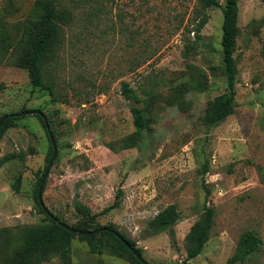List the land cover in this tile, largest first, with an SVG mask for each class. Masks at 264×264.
I'll use <instances>...</instances> for the list:
<instances>
[{"label":"rangeland","instance_id":"374dc122","mask_svg":"<svg viewBox=\"0 0 264 264\" xmlns=\"http://www.w3.org/2000/svg\"><path fill=\"white\" fill-rule=\"evenodd\" d=\"M33 1L0 0V33L14 35L15 23L28 16ZM196 3L106 0L100 12L79 5L52 72L53 92L33 86L0 41V116L22 108L45 114L56 154L41 195L58 220L72 225L92 216L94 225L111 223L132 239L149 264H183L189 229L210 205L215 217L209 240L190 263L264 264V2L238 0L235 104L213 126L203 124L202 115L207 102L226 90L223 18L219 6L208 8L196 40L188 31ZM123 81L143 102L124 98ZM132 104L148 105L149 130L135 132ZM34 114L20 115L0 138V157L24 154L0 166V264L13 249L5 236L7 241L21 227L45 222L35 190L50 140ZM115 199L118 205L104 210ZM171 203L180 213L173 235L171 229L150 234L148 220ZM246 230L260 238L258 250L230 263ZM68 259L137 264L90 252L77 236L68 258L52 255L41 264Z\"/></svg>","mask_w":264,"mask_h":264},{"label":"trees","instance_id":"16d2710c","mask_svg":"<svg viewBox=\"0 0 264 264\" xmlns=\"http://www.w3.org/2000/svg\"><path fill=\"white\" fill-rule=\"evenodd\" d=\"M105 1L106 0H71V3H67L63 0H34L28 16L15 23L13 27L15 31L14 35L5 29L1 31L0 41L2 42V50H9L15 54L16 64L25 69L30 83L33 86L46 85L47 88L53 92L54 82L52 79V72L59 61L60 51L65 45L66 27L73 21L75 9L79 8V5H88L100 12L105 7ZM196 1V6L193 8L194 24L188 29V31H194L196 40H200L201 28L208 20L206 13L208 8L219 6L223 18L220 44L226 76V90L207 102L202 115L203 124L206 126H213L223 120L233 109L235 104V76L237 69L234 50L235 38L238 30L237 20L239 7L238 0H223L222 4L219 0ZM45 80H47V83H45ZM121 93L127 100H133L135 103L143 102V99L138 96L135 89L129 87V84L125 81L121 83ZM26 110L28 109L22 108L19 112ZM130 110L133 116L136 133H142L151 128V117L147 104L144 106L132 104ZM19 112H11L12 115L7 116L2 122L0 126V138L4 132L14 124V121L19 118ZM3 115H1L0 118ZM34 115L46 129L41 115ZM50 130L53 134L51 128ZM46 134L49 138L47 129ZM52 152L53 147L50 142L49 154L46 157L47 163L51 158ZM23 155V152L7 153L0 157V166L16 157H23ZM47 163L43 172L40 171L41 174H38L35 190L37 205L39 210L45 214L43 218L45 222L21 227L17 233L8 234L10 239L7 241L5 239L7 236H5L4 241L11 244L13 249H9L8 254L3 259V263L41 264L42 259H48L52 255L68 258L71 252V240L73 237L77 236L87 242L90 252L101 253L102 251H106L111 255L128 258L137 264H144L131 250V247H133L144 259L141 248L137 247L132 239L118 231L113 224L110 223L106 226L94 225L92 216L86 220L82 219L72 225L60 220L66 226L71 227L72 229L70 230L67 227L61 226L54 219L57 218V216H54L50 211H46L45 206H42L38 201V188ZM207 170L208 166L206 164L203 165L202 173H205ZM20 182L21 176L19 175L13 183L15 190H19ZM120 194L121 189H118L116 196L118 197ZM117 205L118 200L115 199L104 210L108 211ZM179 217L180 213L176 204H168L148 220L147 227L149 233L157 234L165 229H171L170 233L173 235L172 227ZM214 217L215 208L210 205L205 206L202 215L191 225L186 236V256L183 260V264H191L190 259L196 257L201 252L204 244L209 240L210 230L214 224ZM87 231L96 232L86 233ZM99 235L104 236L105 240H97V236ZM260 242L261 240L256 235L255 231H243L238 238L234 253L228 261L230 263L243 261L251 253L258 250ZM65 263L70 264L69 259Z\"/></svg>","mask_w":264,"mask_h":264},{"label":"water","instance_id":"95a60500","mask_svg":"<svg viewBox=\"0 0 264 264\" xmlns=\"http://www.w3.org/2000/svg\"><path fill=\"white\" fill-rule=\"evenodd\" d=\"M25 113H27V114H33V113H35V114H39V115H41V117L43 118V120H44V124H45V126H46V129H47V132H48V135H49V138H50V142H51V144H52V147H53V152H52V156H51V158H50V160H49V162H48V164H47V166H46V168H45V170H44V173H43V175H42V177H41V180H40V185H39V188H38V201H39V203L43 206V201H42V195H41V193H42V188H43V184H44V181H45V178H46V176L48 175V172H49V169H50V167H51V165H52V162H53V160H54V158H55V154H56V145H55V140H54V137H53V134L51 133V130H50V127H49V124H48V122H47V119H46V116H45V114L41 111V110H39V109H30V110H26V111H22V112H19L18 114H20V115H22V114H25ZM9 115H12L11 113H9V114H5V115H3L1 118H0V126H1V124H2V122L5 120V118H7V116H9ZM46 211H48L47 209H46ZM61 226H63V227H67L68 229H72L71 227H69V226H66L64 223H62L60 220H58L57 218H54ZM91 232H96V231H87L86 233H91ZM124 240V239H123ZM125 241V240H124ZM126 242V241H125ZM131 250H132V252L144 263V264H149L146 260H144L135 250H134V248L133 247H131Z\"/></svg>","mask_w":264,"mask_h":264}]
</instances>
